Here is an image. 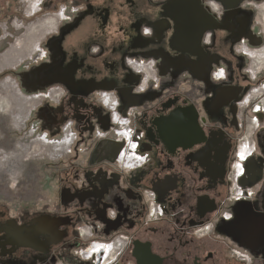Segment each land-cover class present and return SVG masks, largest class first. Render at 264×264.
<instances>
[{"label":"flooded vegetation","instance_id":"flooded-vegetation-1","mask_svg":"<svg viewBox=\"0 0 264 264\" xmlns=\"http://www.w3.org/2000/svg\"><path fill=\"white\" fill-rule=\"evenodd\" d=\"M18 2L59 20L10 74L25 129L75 141L44 206L0 205V264H264V0Z\"/></svg>","mask_w":264,"mask_h":264},{"label":"bare ground","instance_id":"bare-ground-1","mask_svg":"<svg viewBox=\"0 0 264 264\" xmlns=\"http://www.w3.org/2000/svg\"><path fill=\"white\" fill-rule=\"evenodd\" d=\"M27 2L31 14H33L37 10L38 0H27ZM261 8L262 13L264 14V6ZM55 17L51 16V18L40 20L34 25L31 24L32 26L27 27L25 34L17 39L8 50L1 54L0 74L6 70L16 69L22 62L36 53L37 43L41 41L44 34L46 35V33L55 30L59 21ZM14 27L17 31H20L18 26L15 25ZM257 54L262 55L261 57H257L259 60H264V49ZM51 96L54 101L59 100V95L52 93ZM41 100L42 98L39 96L23 95L17 82L11 77H6L0 80V116L6 117L8 119V124L19 132L25 130V124L28 122L31 113L39 105ZM3 129L6 131L5 127L1 128L0 131ZM72 133V131L66 128L63 131L61 139L49 141L45 138L38 137L34 141L32 140L33 142L30 144L22 142V140L19 141L16 148L10 153L0 154V174H2V172H8V168L11 164L19 165L21 161L23 162V160L29 158L37 159L42 157L54 160L66 156L75 141V135L73 136ZM1 139L2 138L0 137V140ZM26 149H28V151L25 153L26 156L24 158L23 156Z\"/></svg>","mask_w":264,"mask_h":264},{"label":"rangeland","instance_id":"rangeland-1","mask_svg":"<svg viewBox=\"0 0 264 264\" xmlns=\"http://www.w3.org/2000/svg\"><path fill=\"white\" fill-rule=\"evenodd\" d=\"M19 5L21 4L18 0H0V56L25 34V30L20 32L15 29L14 32L13 23H15L19 13H21L19 12ZM16 69L6 70L1 73L0 80L6 77L13 78L10 74ZM28 122L25 124L24 129ZM3 127L6 128V131L5 129L0 131V137L2 138L0 140V154L10 153L21 140L30 144L36 139V137L31 136L29 130L25 129L26 131L19 132L13 129L8 124L7 118L0 116V129ZM28 149L24 152V158ZM43 161H45V158L42 157L37 159L29 158L23 160V162L21 161L19 165L11 164L8 172L0 174V205L31 204L44 206L46 204L47 198L42 193L46 186L44 174L39 175V170L37 169L40 166V162Z\"/></svg>","mask_w":264,"mask_h":264},{"label":"built area","instance_id":"built-area-1","mask_svg":"<svg viewBox=\"0 0 264 264\" xmlns=\"http://www.w3.org/2000/svg\"><path fill=\"white\" fill-rule=\"evenodd\" d=\"M59 16L61 19H64V10H61L60 13H59ZM114 119L117 121V118L114 116ZM119 123H122L121 121ZM116 135L119 137V138H124L126 139L127 141L130 140V132L127 128H118L116 131H115ZM243 153H244V156L247 155V153L249 152V147L248 146H243V149H242ZM137 156L135 155V152L134 151H131V152H127L126 150L122 151L121 155H120V160L125 162V164L127 165H134L135 163V160H136ZM87 235V232L85 233ZM112 249V246L110 244H107L105 245V250H106V254L105 253H101L103 255L102 257V261H106L107 260V257H108V254L107 252L109 250ZM101 250V246L100 244H97V243H93L92 244V250L91 252H87V251H84V252H81V254L86 258V259H90V258H94V255L95 253H97L98 251ZM103 252V250L101 251Z\"/></svg>","mask_w":264,"mask_h":264}]
</instances>
